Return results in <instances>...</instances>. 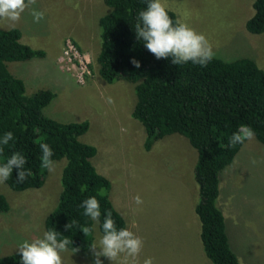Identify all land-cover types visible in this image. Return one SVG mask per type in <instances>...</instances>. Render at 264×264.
I'll use <instances>...</instances> for the list:
<instances>
[{
	"label": "rangeland",
	"instance_id": "374dc122",
	"mask_svg": "<svg viewBox=\"0 0 264 264\" xmlns=\"http://www.w3.org/2000/svg\"><path fill=\"white\" fill-rule=\"evenodd\" d=\"M166 2L177 19L207 36L216 57L247 56L264 69V32L254 34L245 28L253 0ZM32 7L45 12L39 23L29 9L19 22L0 21V27H18L20 40L45 54L9 61L7 67L24 81L27 94L43 88L54 92L43 109L47 116L89 121L80 140L96 147L91 161L110 180L114 207L126 227L144 240L139 264L149 257L154 264H213L204 253L194 211L196 150L177 133L163 136L146 150L144 128L131 116L133 84L124 77L108 83L97 72L98 18L109 8L103 0H37ZM109 97L114 103L107 102ZM54 162V171H48L39 188L15 191L0 184L9 202L8 211L0 212V256L18 251L25 240L45 232L44 219L57 201L64 160ZM137 195L143 200L140 205ZM216 202L233 232L229 242L239 263L264 264V145L254 135L221 171ZM93 229L96 242L103 234L96 221ZM61 255L64 264H94L95 259L91 249L76 253L68 249ZM100 259L112 264L106 257Z\"/></svg>",
	"mask_w": 264,
	"mask_h": 264
},
{
	"label": "trees",
	"instance_id": "16d2710c",
	"mask_svg": "<svg viewBox=\"0 0 264 264\" xmlns=\"http://www.w3.org/2000/svg\"><path fill=\"white\" fill-rule=\"evenodd\" d=\"M103 2L109 10L98 18L95 61L100 78L113 83L124 77L133 84L136 100L131 116L144 128L146 150L165 135L177 133L187 138L197 152L193 176L198 199L194 211L200 221L204 253L213 264H240L216 202L219 175L243 145L229 144V138L242 125L250 128L264 145V69L247 56L231 60L214 56L206 66L191 61L176 65L171 57L157 59L137 40L134 31L137 14L147 7V0ZM252 6L253 14L245 28L250 33H262L264 0H253ZM169 15L173 21L177 19L171 10ZM20 39L18 27L0 28V137L9 131L14 134L0 163L20 152L31 175L20 183L16 179L19 170L14 169L5 184L15 191L42 186L48 170L41 167L39 146L49 144L54 153L52 160L63 159L64 164L57 201L44 219V229H55L59 238L71 241L68 249L84 252L94 242V229L87 236L81 231L94 224L81 207L85 199L95 196L100 203L102 214L97 225L102 234L106 210L112 211L117 228L126 227V223L109 197L110 180L91 161L96 147L80 140L89 121H60L47 116L43 109L54 92L43 88L27 94L24 81L8 69L9 61L41 58L45 54ZM133 59L140 62L139 68L132 64ZM8 209L9 202L0 192V212ZM69 223L73 227L66 229ZM0 264H20L18 251L0 256Z\"/></svg>",
	"mask_w": 264,
	"mask_h": 264
},
{
	"label": "clouds",
	"instance_id": "9594fccd",
	"mask_svg": "<svg viewBox=\"0 0 264 264\" xmlns=\"http://www.w3.org/2000/svg\"><path fill=\"white\" fill-rule=\"evenodd\" d=\"M37 0H0V21L19 22L23 13L31 9L34 22L39 23L45 16L44 11L37 10L32 6ZM79 7L77 3L74 5ZM166 0H147V7L138 12L134 31L136 38L142 41L146 49L157 59L172 58V63L180 65L191 61L194 64L206 66L215 56L213 45L203 33L197 32L182 19H173L169 15ZM132 64L139 68L140 62L133 59ZM108 103H114L109 97ZM253 133L247 126H241L229 138V144L235 146L242 144L246 139H251ZM14 140V134L9 131L0 137V156L5 147ZM41 167L48 171H54L55 162L52 160L53 150L47 143L40 144ZM27 160L20 152H14L10 157L0 163V184L4 183L12 175L14 169H18L17 181L23 183L31 171L25 169ZM137 205L143 203L142 198L135 197ZM81 207L84 215L91 220L100 222L101 206L95 196L85 199ZM66 229L73 227L72 223L65 226ZM103 235L92 244L90 249L95 257L94 264H103L100 257H106L112 264H139L138 257L143 249L144 240L129 227L117 228L111 210H106L102 223ZM85 236L92 233V227H82ZM71 241L67 238H59L55 229L45 231L42 237L31 241L25 240L18 246L20 264H64L62 253L68 250ZM78 248L73 250L74 253ZM143 264H154L153 258L149 257Z\"/></svg>",
	"mask_w": 264,
	"mask_h": 264
},
{
	"label": "crops",
	"instance_id": "0c3cea01",
	"mask_svg": "<svg viewBox=\"0 0 264 264\" xmlns=\"http://www.w3.org/2000/svg\"><path fill=\"white\" fill-rule=\"evenodd\" d=\"M1 28V27H0ZM4 29H6V28H4ZM223 212V211H222ZM224 218H225V216H224ZM229 221V220H228ZM225 225H226V232H227V234H228V237H230L229 238V240L230 239H233V232H232V230H231V228L229 227V222H227V220H226V218H225ZM232 236V237H231ZM230 242H231V240H230ZM231 244V243H230Z\"/></svg>",
	"mask_w": 264,
	"mask_h": 264
}]
</instances>
